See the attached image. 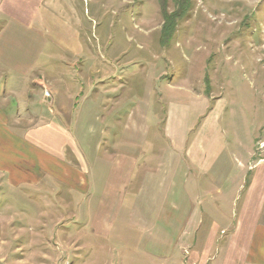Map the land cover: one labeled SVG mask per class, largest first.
<instances>
[{
    "label": "rangeland",
    "instance_id": "obj_1",
    "mask_svg": "<svg viewBox=\"0 0 264 264\" xmlns=\"http://www.w3.org/2000/svg\"><path fill=\"white\" fill-rule=\"evenodd\" d=\"M47 5L56 17L54 30L59 27L82 52L75 59L63 49L68 43L54 34L36 63H53L54 77L85 83L82 106L69 109L68 117L79 140L93 144L106 126L120 135L135 125L142 150L168 158L171 139L164 127L173 118L189 132V145L196 144L200 156L208 153L202 157L206 168L188 159L189 180L176 183L184 185L183 192L192 185L188 197L208 198L207 204L214 191V205L237 216L259 172L253 167L264 158V0H48ZM65 63H80L79 69ZM103 76L102 87L114 84L108 92L118 104L114 116L96 113L88 91L91 81ZM131 110L135 122L127 115ZM210 147L212 155L206 151ZM91 154L107 157L96 147ZM244 174L248 184L240 192L236 179ZM156 182L148 185L161 192L174 184L168 178L157 188ZM2 183L0 264H161L147 253L158 251V245L131 227L138 223L137 213L121 212L128 235L106 239L81 232L83 244L48 243L52 229L35 227L39 212L30 191ZM150 198L156 203L162 196Z\"/></svg>",
    "mask_w": 264,
    "mask_h": 264
},
{
    "label": "crops",
    "instance_id": "obj_2",
    "mask_svg": "<svg viewBox=\"0 0 264 264\" xmlns=\"http://www.w3.org/2000/svg\"><path fill=\"white\" fill-rule=\"evenodd\" d=\"M47 1L0 0V184L30 191L39 212L34 226L52 229L47 242L83 244L81 232L106 239L128 235L127 224L120 222L125 208L137 213L138 223L131 227L140 229L138 236L158 245V251H147L155 262L264 264V158L253 167L259 172L254 173L237 216L230 217L229 211L214 205V191L207 204L208 198L188 197L192 185L183 192L184 185L176 183L179 178L189 180V161L206 168L202 157L206 160L208 153L200 156L196 144L189 145V132L173 124V118L164 127L171 139L168 158L142 150L135 125H127L120 135L106 126L93 144L79 140L68 117L69 109L81 108L85 83L79 78L76 86L74 77H54L53 63H36L54 34L68 43L70 50L63 49L74 58L82 52L59 27L54 30L56 17ZM65 64L79 69L80 63ZM105 78L91 81L88 91L96 113L114 116L118 104L108 97L114 84L102 87ZM133 111L127 115L135 122ZM95 147L105 150L107 157H93ZM174 149L185 150L189 157L178 156ZM206 151L212 155L211 147ZM168 178L174 184L165 192L148 185L157 181L154 185L160 187ZM246 180L245 174L236 179L238 191L246 190ZM154 193L162 196L156 203L150 198Z\"/></svg>",
    "mask_w": 264,
    "mask_h": 264
},
{
    "label": "built area",
    "instance_id": "obj_3",
    "mask_svg": "<svg viewBox=\"0 0 264 264\" xmlns=\"http://www.w3.org/2000/svg\"><path fill=\"white\" fill-rule=\"evenodd\" d=\"M46 93H47V94H49V92H48V91H46Z\"/></svg>",
    "mask_w": 264,
    "mask_h": 264
}]
</instances>
